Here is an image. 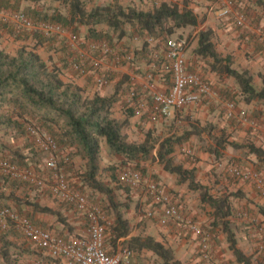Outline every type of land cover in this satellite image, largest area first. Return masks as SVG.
Here are the masks:
<instances>
[{
    "label": "trees",
    "instance_id": "16d2710c",
    "mask_svg": "<svg viewBox=\"0 0 264 264\" xmlns=\"http://www.w3.org/2000/svg\"><path fill=\"white\" fill-rule=\"evenodd\" d=\"M29 1L39 3L44 0H0V9L19 11L21 3ZM51 1L60 2L68 11H61L54 15L34 14L36 20L61 24L67 28L74 24L84 25L89 28L88 38L93 39L109 37V35L104 38L101 36L102 33L98 32L97 29L99 25H105L108 29L119 32V40L127 34L125 27L131 25L136 29L137 35L147 33L155 39L162 38L165 40L167 37H173L188 40L183 32L188 29H196L204 23L192 9L187 7L181 9L178 5L167 2H162L152 11H143L137 8L125 9L122 5L116 4L97 6L89 10L82 0ZM242 1L246 2V12L248 3H256L264 7V0ZM1 29L18 41L23 40L25 36L30 37L32 35L26 32H18L11 26L2 23H0ZM179 32L181 33L179 34ZM1 37L0 34V105L7 109V112L0 113L1 159L8 160L21 168H32L33 161L38 154L33 146L29 145V149L27 147H12L5 143L2 138L9 135L13 138L28 137L27 120L30 117L37 119L55 138L63 156L69 159L67 163H63L68 165V167L66 165L67 173L72 168L71 154L74 153L84 163V172L78 173L83 185L93 190L92 193L97 192L106 196L110 204L109 208H111L115 218L109 231L108 244L115 249L120 244L132 250L135 255L144 250L152 251L162 260V264H182L176 257L173 248L149 235H132L133 227L121 210V207L127 205V203H119L113 189L101 180L103 145L108 147L109 155L124 157L127 164L133 165L135 170H140L138 165L141 162L156 159L153 152L156 146L159 145L157 149L159 163L165 171L176 174L181 183H188L189 189L199 192L201 201L211 207L214 218L211 225L213 227L221 226L227 236L229 248L236 257L237 264H264L263 261L255 263L252 257L247 256L239 247L230 221V217L233 215L232 199L245 198L246 195L240 191H231L220 195L213 194L210 187L197 181L194 169L190 170L184 168L183 165H176L171 156L177 145L186 142L193 135H202L204 131H207L215 143V148L211 150V153L215 154L216 157H221V151L227 146L244 149L246 159L257 167L259 169L257 172L262 175L259 167V164H264V148L262 145H257L254 142L240 144L230 141L229 137L213 134L211 129L207 128L193 129L180 138L172 136L157 139L152 132H148L142 143H133L128 140L125 129L129 126L130 119L135 117V113L128 111L126 117L122 119L114 116V106L119 100V93L120 91H126L128 86L118 84L111 96H103L99 92H96L93 96H84L83 89L80 86L65 82L61 77V69L56 66L49 67L35 49H29L27 45H23L13 55L2 46ZM33 38L38 40L40 45L46 42L52 45L54 42V40L49 42L47 37L38 32L33 34ZM197 39L198 44L194 49V53L202 60L211 61L209 67L212 72L217 73L220 77L233 78L243 93L246 103L250 104L257 101L264 104V78H262L263 87L261 90H257L250 70L240 69L235 65L231 55L223 56L217 51L213 29L200 30ZM148 48L149 44L145 42L141 50H137V53L149 66L152 60L148 56L153 52V47ZM112 78L114 80V76ZM126 81L127 79L123 80L122 83ZM124 88L126 89L124 90ZM10 108L13 110H9ZM67 150L71 151L64 153ZM118 171L120 169L112 167L113 180L117 183V186H123L120 187L121 189H129L130 186L120 182ZM46 172L48 174V171ZM30 184L10 175L0 174V212L6 208L16 212L11 208L13 202L18 205L25 204L37 212L56 215L58 220L71 230L72 226L62 213L48 206H43L28 197L20 198L15 195L16 190L33 185ZM9 188H12L10 193L7 191ZM79 189L85 193L81 188ZM86 195L92 201V195ZM61 203L64 202L61 201ZM9 247V242H5L1 251L2 255L10 262L12 256L9 253ZM43 259L50 261L48 257Z\"/></svg>",
    "mask_w": 264,
    "mask_h": 264
},
{
    "label": "built area",
    "instance_id": "2783aa9c",
    "mask_svg": "<svg viewBox=\"0 0 264 264\" xmlns=\"http://www.w3.org/2000/svg\"><path fill=\"white\" fill-rule=\"evenodd\" d=\"M218 16L233 20L237 27H249L250 21L242 0H215ZM0 23L7 24L18 32H38L54 41L65 40L67 63L69 68L80 78L91 81L93 89L101 92L113 82V76L119 68L126 66L129 72L128 88L120 91L118 104L126 111H133L136 117L149 123L162 122L174 118L186 109L205 101L217 98L218 92L201 72L194 69L187 59L190 42L186 39L167 37L155 39L145 33V37L136 35V40H144L153 47L148 68L140 61L137 50L121 43L111 44L106 39L83 37L79 33L61 24L35 20L21 11L0 9ZM255 35L264 51V32L256 29ZM148 48V49H149ZM227 118L236 117V104L226 100L224 103ZM258 126L257 121H251ZM35 146L47 155L44 175L34 168H21L8 160L0 158V174L31 183L39 188L48 189L60 201L75 208L87 220L86 236L59 235L44 229L22 217L11 209H3L0 217L4 226H14L32 244L50 259L38 264H134L135 253L118 245L116 249L108 244L109 221L98 205L90 201L85 193L73 186L66 175L62 163L69 159L61 153L55 138L46 132H40L34 126H28ZM191 154V153H189ZM229 175L238 181L251 183L255 190L264 197V177L249 168L232 162L228 166ZM122 184L132 188H143L150 201L145 215L156 219L163 227H180L192 232L199 241V254L204 264H217L214 258L215 236L202 228L183 213L177 198L166 187L153 178H146L142 171L131 167L118 171ZM245 217V215H239ZM264 250V238L260 239Z\"/></svg>",
    "mask_w": 264,
    "mask_h": 264
},
{
    "label": "crops",
    "instance_id": "0c3cea01",
    "mask_svg": "<svg viewBox=\"0 0 264 264\" xmlns=\"http://www.w3.org/2000/svg\"><path fill=\"white\" fill-rule=\"evenodd\" d=\"M82 1L85 3L88 9L92 7L93 4L95 7L107 5V4H111V5L116 4V5H122L123 7L125 6L124 7L125 9L137 8L143 11H152L162 2H167L172 5L176 4L181 9L184 7L190 8L198 15L200 20L204 21V23L200 24V26L196 28L197 29L196 33L198 34L200 30L207 28L213 29L215 32V44L217 51L223 56L231 55L233 57L235 65L240 69L250 70L254 78L255 88L257 90H261V88L263 87L262 78H264V51L262 50L261 44L259 43L255 35L256 29H259L264 32L263 6H259L256 3L254 4L248 3L247 13L248 11L251 13V16L250 17L248 16L250 24L249 27L243 29L237 27L233 20L223 19L218 16V5L216 4L215 0H82ZM22 4H29V6H31L32 9H28V10H31L30 12L36 15L37 14L54 15L62 11L61 9H53V8L49 9L47 8L48 5L49 6L58 5L65 7L61 5L60 2H54L51 0H44L39 3H33L30 1L22 2L21 6ZM126 6H129V8H126ZM100 26H105V25H99L97 29ZM86 27L87 26L84 25L74 24L73 26L68 28L77 32L79 30H82V28H86ZM0 34L2 35L1 37L2 46L5 48L7 52H10L11 54L15 55L16 53L13 50V48H15L16 45L14 46L11 45L15 39L5 30H0ZM197 34L191 38V41H189L190 46L187 51V59L188 61H190L192 67L199 71L202 68V65H205V62H207L209 65L211 61L202 60L198 58L197 55H195L194 49L198 44ZM139 36L145 37L146 35L142 33ZM4 39H6V42H3ZM125 40H127V34L122 39H120V42H123ZM129 40L134 42V44L135 43L138 44V42H136L138 40L135 39V35L129 37ZM16 42L19 43L18 40H16ZM8 43H10V47L9 46L7 47ZM56 44L58 45L59 42L58 41L57 43L53 42L52 45L54 46ZM11 47L13 48L11 49ZM68 52L69 50L67 49L64 50V53L60 52L57 49H54L53 52H51L52 60L50 57H49L50 61H47L43 57L41 58L46 61L49 67L56 66L60 68L62 72L61 75L62 79L65 82L73 83L80 86L83 89V95L87 94L90 89L94 90V92L96 93L95 89H93V85L91 81L78 77L69 68V65L67 63ZM190 53H192V58L191 55L189 56ZM57 60H59L58 63L54 62ZM144 68L146 69L148 68V66L146 65ZM128 70L129 69L126 66L119 68L118 72L114 75V80L110 85V87H117L118 84H121L122 86L123 85L127 86L128 77L125 75V73L126 72L128 73L129 72ZM260 74L262 76H260ZM205 77L215 85V88L219 86L218 87L219 90L221 88H225L226 82H230L231 80H233L232 81L233 85L238 86L233 78L220 77L217 73L212 72L211 69H209L208 74ZM122 79L123 80L127 79V81L125 83H122L123 81ZM106 88L99 93L103 96H106L107 94ZM107 89H109V86ZM114 92L115 91H113V93ZM236 92H239L243 95V93L239 91V89H236ZM215 99L217 98H214V100ZM214 100L212 99L197 104L196 106H192L186 109L184 112L178 114L174 118H170L162 122L149 123L147 122V120L136 116L131 118L130 122L141 121L144 125L159 126L171 119H176V122H182L183 121L182 118H185L184 115L191 118H198L202 123L203 121L217 122L218 118L215 117L216 116L215 108L217 106V103H214ZM246 104H248L249 106L256 104L257 107L255 108H257V111H255V114L264 118V104L259 103L257 101H254L250 104L249 103ZM117 109L118 107L115 108L114 111H116ZM9 110H13V109L10 108ZM238 110L239 109H237V111ZM3 112L4 113L7 112V109L6 107L0 105V113ZM174 123L175 122L173 121V123L171 124ZM229 128L231 129V126ZM242 134L244 133H240V135ZM260 134H261L260 137L264 139V128L262 129ZM2 140H4V138H2ZM186 142L179 144V147L185 146ZM177 146L175 148V151L177 149ZM183 150H185V148H183ZM70 151L71 150H67L64 151V153ZM188 151L191 152V150ZM174 154L175 152L171 155L173 161H174ZM43 155H45V159L43 158L44 159L43 164L33 163L32 168H34L37 171L38 169H40L46 173L47 155L45 153ZM104 155H106L107 158ZM71 156L73 162H76L77 159L80 160V158L76 157L74 153H72ZM154 156L156 157V159L150 160L149 162H151L152 164L151 168H153V170L155 168L154 172L155 173L157 172L156 173L157 181L162 183L169 191V193H171L177 198L182 213L188 219L192 220L194 223L198 224L202 228L213 232L215 236L214 258L217 264H237L236 257L233 251L229 248V243L227 242V236L222 230L221 226L213 227L211 225L214 221L213 210L211 209V207L208 204H205L201 201L199 192H195L189 189L188 183H181L179 181V177L176 174H172L170 172L165 171L163 166L159 163V160L157 159V155ZM187 156L189 157V155L186 154L180 155L179 164H176L175 162L174 163L176 165H183L184 168L190 170L194 169L197 181L210 187L211 192L214 191V187H218V185L220 187L221 184L222 185L224 184L222 188H224L225 192H227L228 190L230 192L233 190H239L240 192L246 195L245 198H238L235 199V202H232L233 215L230 217V221L235 231L236 238L238 240V245L243 250V252L247 256H251L252 260L255 263L261 261L264 262V250H262L260 247L261 244L260 238L262 236L258 231L256 232V230L254 229L255 226L254 222H256L259 225L260 230L264 231V197L261 196L255 190V188L251 183H245L242 181L231 179L230 178L231 176L230 177L228 176L230 180L221 177L220 184H217V180L213 173L214 172L216 173L218 169L214 170L213 168H216L217 166H221L220 165L221 163L207 164L200 161L198 163L192 164L191 162L188 161V159H186ZM206 156L213 157L216 155L211 153L210 151L206 154ZM121 160H125V158L117 155H109L108 147L105 145L103 147L102 160H101V174L104 175V177L101 178V180L104 181L112 189L114 188L113 191L116 196H119V198H121L124 195L126 198H129L128 199L129 201L130 198L132 197L134 198L136 194L132 191L130 187L127 190L121 189L119 187L118 188L115 187L117 186V183H115L112 177L113 162L121 161ZM106 162H108L107 165ZM81 163H82L81 167H78L77 165L74 168H71L69 173L76 174L75 173L77 172L76 170H79L80 173L84 172L85 169L83 165L84 163L82 161ZM157 164H160V167H158L159 170L157 169L156 166H153ZM245 165L249 169L255 170V166L250 161H248L247 164ZM80 183L84 189H88L83 185L81 179H80ZM11 190L12 188L7 189L8 193H10ZM88 190L93 192V190L91 189ZM93 194H99V197L104 196L103 194L97 192ZM15 195L20 198L28 197L34 200L35 202L40 203L43 206H48L51 209L62 213L65 217H67L68 222L72 226V229L69 230L63 223H61L58 220V217L56 215L37 212L32 207H29L28 205L25 204L18 205L17 203L16 204L14 202L12 203L11 205L12 209H14L20 216H26L31 218L36 225L64 236L67 235L86 236L88 234L87 220L83 218L81 213H79L75 208H71V206H69L68 204H67L68 206L62 205L61 201L58 202L48 189L38 188L35 185H32L30 187L24 186L16 190ZM108 209L111 211V208L108 207ZM121 210L124 213L125 218L130 222V225L132 227L136 221L139 222L141 220L140 216L138 215L140 210L138 209L137 211V208L135 206L132 205L130 206L129 203H127V205H123L121 207ZM237 213L240 215L241 214L245 215V217L244 218L241 216L239 217ZM114 219L112 222H114ZM3 223L4 221L0 217V264H38L40 261L43 263L46 262L44 261L43 258H47V256L43 253V251H41L34 244H32L16 228L14 230V227L12 225L5 227ZM140 229L143 230L141 231ZM141 233H143V235L152 236L157 241H160L164 243L166 246L173 248L176 257L182 262V264H204L201 261L199 254V241L196 239V236L192 234V232H186L184 229L180 227H172V226L163 227L158 223L156 219H150V220H144L142 225L136 223V225L133 227L132 235L141 234ZM5 242H9L10 244L9 253L12 256L10 262L2 255L1 249ZM57 264H62V263L58 262ZM134 264H162V260L158 258L152 251L144 250L141 253L135 255Z\"/></svg>",
    "mask_w": 264,
    "mask_h": 264
},
{
    "label": "rangeland",
    "instance_id": "374dc122",
    "mask_svg": "<svg viewBox=\"0 0 264 264\" xmlns=\"http://www.w3.org/2000/svg\"><path fill=\"white\" fill-rule=\"evenodd\" d=\"M106 3V2H105ZM96 5V4H95ZM125 7V6H124ZM47 8H53V9H61L63 12H67L68 10L65 7L62 6H58V5H48ZM95 6L93 4L92 7L89 8V10L94 9ZM126 8H129V6H126ZM28 9H32L31 6H29V4H22L21 9L19 11L27 13L30 17L35 18L34 14L31 13V10ZM52 13V12H51ZM248 16H251V13L248 11ZM48 15V14H47ZM50 15V14H49ZM126 29V33H127V40L120 42L119 40V32H115L113 30L108 29L106 26H100L98 28V32L102 33L101 36L104 38L105 36L109 35V37H105V39L107 41H110L112 43H121L124 46H128L129 48H133L135 50H141L142 46L144 45V40H140V41H136L138 42V44H134V42H132L131 40H129V37H132L133 35H137V31L136 29L131 26V25H127L125 27ZM3 30V29H1ZM197 29H188L186 31L183 32L185 38H187L189 41H191V38L193 36H195ZM81 36L83 37H88L89 36V28H82V30L77 31ZM107 33V34H106ZM181 32H179L180 34ZM30 34H32L30 37L25 36V38L21 41H19V43L16 42V40L13 41V43L11 45H16L15 48L11 47V49L13 48V50L15 51V53L21 48V46L23 45H27L29 47V49H35V51L44 59H46L47 61L49 60V57L52 60V55L51 52H53L54 49L59 50L60 52L64 53V50L67 49L66 47V43L65 40H59V44L57 45H50L49 43H44L43 45L38 44V40H35L33 38V34H36V32H31ZM140 35V34H139ZM15 39V38H14ZM49 42L53 41V39L48 38ZM3 42H6V39H4ZM55 43H57V41H54ZM10 47V43L7 44V47ZM55 53V52H54ZM191 55L192 58V53L189 54V56ZM141 57V56H140ZM141 62H143V64H146L143 61V58H140ZM59 60L54 61L58 63ZM53 62V63H54ZM189 64L190 61H189ZM201 65V64H200ZM143 68L145 67L144 65L142 66ZM209 65L207 62H205V65H202V68L199 70V72H201L202 74H204L205 76L208 74L209 71ZM260 76H262L260 74ZM261 78V77H259ZM233 80H231L230 82H226V87L225 88H221L220 90L217 88H214L215 90L218 92V94L220 96L217 97V99H213L214 103H217V106L215 108V112H216V116L218 118L217 122H210V121H203L200 122V119L198 118H191L188 116H185V118H182V122H176V119H171L166 121L164 124L162 125H144L141 121H137V122H130L129 126L125 129V133L127 134L128 140L133 142V143H137L140 144L142 143L145 138H146V134L148 132H152V134L154 135V137H156L157 139H164L167 137H182L183 135H186L187 132L192 131L193 129H203V128H207V129H211V131L213 132V134H216L218 136L224 135L225 137H229L230 141H235L237 143L240 144H247L249 142H254L257 145H264V139H262L260 136V132L262 131V129L264 128V118L258 116L255 114V111H257V107L256 104L253 105H248L245 103L244 101V97L241 93L236 92V89H239L238 86L233 85L232 82ZM237 84V83H236ZM236 87V88H235ZM108 88V87H107ZM106 88V96H111L113 94V91H115L116 87H110L109 89ZM126 88H124L125 90ZM109 90V91H108ZM240 91V89H239ZM94 90H89V92L87 94H84V96H92L94 94ZM233 101L236 104V111L237 109H239L236 112V117L235 118H227L226 117V111L224 108V103L225 101ZM118 109L116 111H114V116L122 119L126 117V114L128 113V111H126V109L123 108L122 105L118 104L116 102L114 109L117 108ZM239 107V108H238ZM188 117V118H187ZM173 121L175 122L174 124ZM251 121H257L258 122V126H253L251 124ZM27 127L30 126H34L36 127L40 132H46L49 133L46 128H44L42 126V124H40V122L37 119H32L31 117L28 118L27 120ZM171 124V125H170ZM231 126V129L229 128ZM234 128V129H232ZM28 130V129H27ZM240 133H244L242 135H240ZM259 137V138H258ZM4 138V142L11 145L12 147H22L25 148L27 147V149H29V145L33 146V148L37 151V156L35 158V160L33 161V163H41L43 164V161L45 159V155H43L44 153L42 151H40L34 144L33 142V137L31 136L30 132H29V136H22L19 138H13L11 137V135L9 136H5ZM35 146V147H34ZM105 145H103L104 147ZM159 148V145L156 146V149L154 150L153 154L157 155V149ZM183 148H185V150H183ZM215 148V143L213 141V139L211 138V136H209L207 131H204L202 133V135H193L187 142L186 145L183 147H179V145L177 146V149L175 151L174 154V162L176 164H179V156L180 155H189V157L187 156L186 159H188L189 162L193 163H198L200 161L207 163V164H217V163H221V166H217L216 168H213L214 170L218 169V171L214 174L216 180H217V184H220V178L224 177L227 180L233 179L232 177H230L229 173H228V165H230L232 162L234 163H238L239 165H241L244 168H248L245 164H247L248 160L246 159V154H245V150L244 149H235L231 146H227L225 149H223L221 151V157H207L206 154L208 152H210L212 149ZM188 150H191V152H189ZM103 151V149H102ZM191 153V154H189ZM106 156V155H104ZM44 158V159H43ZM107 158V156H106ZM241 161V162H240ZM63 164V163H62ZM108 164V162H106V165ZM67 164H63V166L65 167V169H67L66 167ZM81 167L82 163L81 160H76V162H73L72 168H74L75 166ZM84 165V164H83ZM148 165V166H147ZM151 162L149 161H143L141 162L138 167L140 168V170H142L144 176L146 178H153L157 180V172L155 173L153 168H151ZM156 166L157 169L158 167H160V164L157 165H153ZM112 167H114V169H120V170H124L127 169L129 167L134 168L133 165H128L127 162L125 160H121V161H114ZM260 167V172L262 173L263 177H264V164H259ZM38 169V168H37ZM79 169V168H78ZM159 170V169H158ZM255 170H259L257 167H255ZM38 171H42L40 169H38ZM77 172H75L76 174H70L69 172L67 173L66 171V175L69 178V180L71 181V183L73 184L74 187L76 188H81L83 191H85L86 194H90L92 195V201L95 204H98L103 212L105 217L109 220V221H113L114 216H113V212L110 211L108 209V207L110 206L106 196L103 197H99V194H93L92 192H90V190L88 189H84L83 186H81L80 183V178L78 176L79 170H76ZM157 171V170H156ZM42 174L46 175L47 172H41ZM230 178H229V177ZM104 175L101 174V178H103ZM224 186V184L219 187H214V191H212L213 194L215 195H220L222 193H226L224 191V188H222ZM115 187H123V186H115ZM114 189V188H113ZM132 191L136 194V196L133 198H130V202L128 201L129 198H126L124 195L119 198V196H117V201L119 203H129V205L131 206H135L140 210L138 215L140 216V221L139 222H135L133 224V227L136 225V223H139V225H142L144 220H150L149 218L146 217L145 212L146 210L149 208L150 205V201L147 200V197L144 194V190L143 188H131ZM213 189V188H212ZM239 190H233V192H237ZM227 192H230L229 190ZM58 202H60L59 200H57ZM123 201V202H121ZM125 201V202H124ZM232 202H235V199H232ZM62 205H67L66 203H61ZM68 206V205H67ZM147 206V207H146ZM71 208H73L71 206ZM141 208V209H140ZM238 214V213H237ZM82 215V214H81ZM240 214H238L239 216ZM83 216V215H82ZM240 217V216H239ZM83 218H85L83 216ZM86 219V218H85ZM130 223V222H129ZM251 223V222H248ZM254 229L256 230V232L258 231L262 238H264V231L260 230L259 225L254 222ZM141 231L143 229H140ZM143 234V233H141ZM261 239V238H260ZM47 259V258H46ZM46 261V260H44Z\"/></svg>",
    "mask_w": 264,
    "mask_h": 264
}]
</instances>
